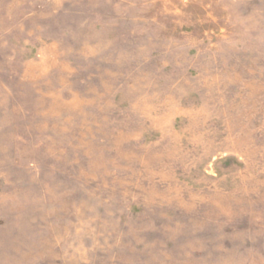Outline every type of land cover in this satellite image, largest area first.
<instances>
[{
    "label": "rangeland",
    "instance_id": "1",
    "mask_svg": "<svg viewBox=\"0 0 264 264\" xmlns=\"http://www.w3.org/2000/svg\"><path fill=\"white\" fill-rule=\"evenodd\" d=\"M0 264H264V0H0Z\"/></svg>",
    "mask_w": 264,
    "mask_h": 264
}]
</instances>
